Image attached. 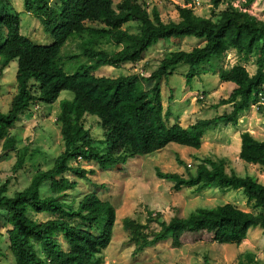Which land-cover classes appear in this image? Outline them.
Masks as SVG:
<instances>
[{"label": "trees", "instance_id": "obj_1", "mask_svg": "<svg viewBox=\"0 0 264 264\" xmlns=\"http://www.w3.org/2000/svg\"><path fill=\"white\" fill-rule=\"evenodd\" d=\"M224 0H213L216 8ZM252 0H246L250 3ZM5 5L8 0H0ZM25 9L42 25L52 38L50 43H36L20 32V15L15 10L0 15V57L3 64L16 59L17 91L7 111H0V146L5 151L14 148L15 138L10 129L29 108L31 102L52 104L63 90L73 97L59 102L58 120L64 150L48 169L37 168L29 184L12 196L5 194L6 183L0 186V210L6 211L9 249L16 264H97L96 254L111 240L115 224V207L102 200L97 192L104 183L92 182V189L76 201L67 200L76 181L68 173L88 179L93 169L75 166L71 162L92 161L100 170H124L129 158H137L159 150L170 142L199 148L206 130L217 124L236 126L239 115L250 104L264 112V20L248 10L226 7L217 18L194 13L190 6H178V20L163 21L156 6L148 11L138 0H23ZM136 22L138 31L123 28L127 22ZM92 23L93 25H88ZM83 32L88 42L105 38L119 49L83 47L86 63H78L73 72H66L59 63L62 47L73 36ZM186 36L203 39V44L190 50L168 51L148 76L130 73L116 77L97 76L100 66L120 68L127 63L142 60L146 50L157 41L179 42ZM228 49H233L243 61L253 56L257 65L249 74L242 64L221 68L218 77L232 82L230 95L221 98L218 105L232 104L229 112L211 118H199L188 126L168 123L169 109L162 105L161 86L180 63L188 65L186 84L202 71L213 69L214 61ZM0 67V79L3 66ZM149 87H146V84ZM1 86V84H0ZM85 114L95 115L102 128L106 149L101 152L91 146V137L84 128ZM239 158L246 164L264 168V139L255 138L249 131L240 132ZM20 157L17 162H21ZM177 162L183 161L177 157ZM158 178L172 181V188L208 186L221 190L241 189L248 202L260 209L246 211L231 203L200 207L187 216L174 215L168 221L159 220L160 213L147 211L145 223L128 217L123 227L131 233L135 252L159 241H170L179 248L197 242L239 244L250 228L260 227L264 233V185L253 173L240 176L226 170L223 158H203L194 173L184 176L178 172L155 168ZM43 184L47 194L41 193ZM49 213L45 220L28 215ZM154 221L158 229L149 228ZM62 236L64 240H61ZM67 244V248L63 247Z\"/></svg>", "mask_w": 264, "mask_h": 264}, {"label": "rangeland", "instance_id": "obj_2", "mask_svg": "<svg viewBox=\"0 0 264 264\" xmlns=\"http://www.w3.org/2000/svg\"><path fill=\"white\" fill-rule=\"evenodd\" d=\"M120 0H113L116 4ZM146 5L148 11L156 6L163 21L178 20V6H190L195 14L203 17L217 18L220 10L226 7L224 0L218 7L213 6V0H138ZM52 2V0H51ZM243 7L264 20V0L242 1ZM15 10L20 15V32L36 43H50L52 38L43 31L42 25L29 13L23 0H8V4L0 2V15L6 11ZM93 25L92 23H87ZM123 28L130 32L138 31L136 22H127ZM89 36L83 32L80 36H71L61 49L59 63L66 72H73L78 63H86L83 47L92 46L95 49H106L110 52L119 49L105 38L95 43L88 42ZM203 39L186 36L179 42L171 40L157 41L145 52L142 60L135 64L127 63L120 68L100 66L94 73L97 76L116 77L130 73H140L148 76L154 70L160 59L168 51L178 49L190 50L202 45ZM253 56L248 61L240 59L233 49H228L220 58L215 59L213 69L206 64L207 72H201L186 84L185 73L188 65L180 63L176 66L167 83H162L161 96L163 109H169L168 123L178 122L188 126L199 118H211L215 115L229 112L232 104L218 105L221 98L230 95L234 84L223 82L218 77L221 68H229L234 64L245 66L249 74L256 71L257 65ZM1 64V62H0ZM17 62L3 68L0 88V111H7L11 97L16 93L15 82ZM146 84V82H145ZM146 87H149L146 84ZM73 93L68 90L60 92L57 100L44 103L38 100L31 102L29 108L10 129L16 142L14 148L6 151L0 146V186L6 183L5 194L12 196L14 192L25 188L37 168L48 169L55 157L64 150L60 133L61 123L57 119L60 111L59 102L63 98L71 99ZM84 128L88 131L91 146L101 152L106 149L102 128L95 115L85 114L82 119ZM247 130L255 138L264 139V112L257 110L256 104L240 113L236 126L217 124L208 128L203 135L201 146L197 149L175 142L165 147L139 156L129 158L124 170L115 169L102 171L97 163L92 161L71 162L75 166L93 169L88 173V179L68 173L67 177L76 181L67 200L76 201L83 193L92 189V182L104 183L97 195L109 201L115 207V224L109 245L96 254L97 264H264V233L260 227L250 228L247 236L239 244L216 242H197L186 244L179 248L170 246L169 239L159 241L152 246L135 252L131 242V233L124 229L123 218L128 217L139 223H145L147 211L160 213L159 220L168 221L172 216H187L191 211L200 207H212L219 204L231 203L246 211L259 212L260 209L248 202L241 189L221 190L208 186L200 190L193 187L175 191L172 181L158 178L155 168L162 171L178 172L184 176L194 173L203 158L219 159L226 162V170L243 176L255 171L258 180L264 185V168L258 164L246 165L239 158L240 132ZM22 157L21 162L17 160ZM179 157L183 164L177 162ZM91 180L92 182H90ZM41 193L47 194V185L43 184ZM28 215L35 220H45L49 213L36 214L29 211ZM157 222L152 221L149 228L158 229ZM6 221V211L0 210V264H16L9 249ZM64 240L62 236H59ZM65 241V240H64ZM66 242V241H65ZM67 248V244L63 243Z\"/></svg>", "mask_w": 264, "mask_h": 264}, {"label": "built area", "instance_id": "obj_3", "mask_svg": "<svg viewBox=\"0 0 264 264\" xmlns=\"http://www.w3.org/2000/svg\"><path fill=\"white\" fill-rule=\"evenodd\" d=\"M242 1H244V3L246 2V0H233L232 4H233V6L238 7L240 9H242V10H247L245 7H243V4H242L243 2Z\"/></svg>", "mask_w": 264, "mask_h": 264}, {"label": "clouds", "instance_id": "obj_4", "mask_svg": "<svg viewBox=\"0 0 264 264\" xmlns=\"http://www.w3.org/2000/svg\"><path fill=\"white\" fill-rule=\"evenodd\" d=\"M3 60H4V59H3L2 57H0V62H1L0 67H1L2 65H4V64H3ZM12 61H16V59H14V60H12ZM12 61H10L9 63L11 64ZM16 62H17V61H16ZM9 63L6 64V65H4L3 68L6 67L7 65H9ZM16 69H17V67H16ZM2 70H3V69H2ZM15 74H16V72H15ZM2 75H3V74H2ZM1 78H2V77H1ZM0 82H1V79H0ZM15 82H16V80H15ZM0 84H1V83H0ZM0 88H1V86H0ZM11 98H12V97H11ZM10 100H11V99H10Z\"/></svg>", "mask_w": 264, "mask_h": 264}]
</instances>
